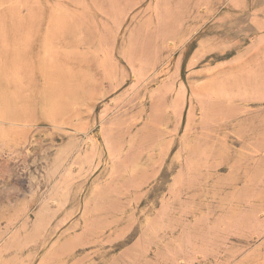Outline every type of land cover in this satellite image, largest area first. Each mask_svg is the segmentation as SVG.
<instances>
[{
    "label": "rangeland",
    "instance_id": "374dc122",
    "mask_svg": "<svg viewBox=\"0 0 264 264\" xmlns=\"http://www.w3.org/2000/svg\"><path fill=\"white\" fill-rule=\"evenodd\" d=\"M0 264H264V0H0Z\"/></svg>",
    "mask_w": 264,
    "mask_h": 264
},
{
    "label": "bare ground",
    "instance_id": "6f19581e",
    "mask_svg": "<svg viewBox=\"0 0 264 264\" xmlns=\"http://www.w3.org/2000/svg\"><path fill=\"white\" fill-rule=\"evenodd\" d=\"M48 124H49V123H48ZM105 133H106V132H105ZM50 137H51V135H50ZM30 142H31V141H30ZM40 143H41V142H40ZM46 143H47V142H46ZM46 143H45V144H46ZM102 143H103V142H102ZM12 144H13V143H12ZM38 144H39V143H38ZM42 144H43V143H42ZM28 150H29V149H28ZM24 153H25V152H24ZM90 154H91V153H90ZM110 154H111V153H110ZM38 155H39V154H38ZM73 168H74V167H73ZM113 170H114V169H113ZM138 187H139V186H138ZM94 188H95V187H94ZM11 236H12V235H11ZM49 243H50V242H49ZM44 246H46V245H44ZM44 246H43V247H44ZM41 250H42V249H41ZM43 250H44V249H43ZM63 253H64V252H63ZM34 259H35V258H34Z\"/></svg>",
    "mask_w": 264,
    "mask_h": 264
}]
</instances>
